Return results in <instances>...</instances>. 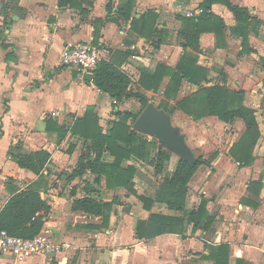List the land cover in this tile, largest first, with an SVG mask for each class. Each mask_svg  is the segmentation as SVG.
Returning <instances> with one entry per match:
<instances>
[{"label": "crops", "instance_id": "1", "mask_svg": "<svg viewBox=\"0 0 264 264\" xmlns=\"http://www.w3.org/2000/svg\"><path fill=\"white\" fill-rule=\"evenodd\" d=\"M73 1L59 7L57 0H0V210L15 188L24 190L38 178L9 157V147L20 141L25 151L46 150L50 159L42 174L47 181L39 192L50 208L43 217L42 229H51V236L57 242L72 243L70 248L51 257L34 255L17 261L12 256H3L0 264H214L209 256L210 246L222 244L229 248L227 264H237L238 259L242 264H264V68L260 60L264 57V5L260 2L264 0H229L247 8L262 21L259 34L249 30L245 44L243 36L231 30L237 25L233 13L227 6L214 3L210 12L223 20L224 27L215 33L207 30L208 23H203L197 48L186 49L180 45L183 40L178 38V31L184 25L183 18L200 17L199 3L203 0H113L109 11L105 8L108 0ZM125 4L130 5L128 20L116 14ZM148 11L157 15L155 19L149 18L148 28L142 27V22L131 25L132 19H140ZM9 16L13 17L10 25L4 24ZM153 23L158 29L154 36L161 41L157 47L143 34L150 31ZM79 41L105 47L106 59L128 74L132 88L136 87L142 68L153 70L159 64L174 68L182 54L188 52L195 56V64L206 71L203 87L222 85L243 92L242 104L254 110L260 130L252 149L253 160L248 164L240 163L230 153L245 130L242 119L225 122L216 115H205L195 120L179 109L169 112L158 107L165 99L163 92L170 81L167 75L163 76L157 92L144 91L149 98L145 107L163 110L171 135L189 155L182 156L158 137L144 133L134 121L132 129L152 141L151 155L165 149L171 157L162 173H155L151 165L135 156L122 161L123 167L133 165L136 169L133 182L137 193L154 198L158 186L172 173L179 159L211 158L209 165L201 164L197 168L188 182L185 197L186 209L196 210L202 201L205 203L206 213L212 217L207 230L187 222L184 232L140 238L136 235L139 220H147L153 213L181 217L183 212L169 209L161 202L145 209L125 188H107L104 176L99 184L93 183L95 175L88 170L82 178L71 179L70 184L63 186L50 179L56 174L55 168L65 165L74 168L88 146L83 138L69 131L88 106L94 107L105 131L117 111L133 109L126 107L129 99L136 101L128 98L113 104L112 98L86 80L89 72L79 74L75 68L60 63L63 46ZM50 51L55 52L54 59ZM199 88L183 79L177 99ZM151 96L157 100L150 99ZM134 101L132 105L136 104ZM167 102L172 105L175 100ZM233 126L235 130L224 136L228 139L225 145L219 143L207 154L199 151L202 144L191 145L189 128L229 130ZM60 127L64 131L61 138ZM102 160L113 162L114 157L105 152ZM145 167H150L157 177L153 185L137 184ZM85 181L93 183L92 196L96 199H117L106 227H93L100 225V216L71 209L73 199L84 194ZM252 182L260 186H252Z\"/></svg>", "mask_w": 264, "mask_h": 264}, {"label": "trees", "instance_id": "2", "mask_svg": "<svg viewBox=\"0 0 264 264\" xmlns=\"http://www.w3.org/2000/svg\"><path fill=\"white\" fill-rule=\"evenodd\" d=\"M72 1L57 0V3L59 7H63L67 4H73L74 1ZM112 3L113 0H108L105 7L107 11L111 9ZM214 3L227 6L233 13L237 25L231 27V30L243 36L244 44L249 30L257 35L259 34L262 21L252 16L247 8L236 5L229 0H203L199 3L202 10L199 18H183L184 25L178 31V38L183 40L180 45L184 49L188 47L197 48L199 34L203 32V23H208L207 28L209 29L207 30L215 33H219L224 27L223 20L210 12V7ZM116 14L128 20L130 5L125 4L119 7ZM151 17L155 19L157 15L153 11H148L140 19H132L131 25L135 26V24L142 22V27L146 25V28H148L147 21ZM157 31L158 29L153 23L149 32H142L146 38L153 40L152 43L155 47L161 42L156 40L154 36ZM95 35L97 37V31H95ZM93 44L96 45L94 42ZM96 46L100 45L97 44ZM8 55L9 53L6 54V58ZM260 60L264 68V57H261ZM195 63V56L184 52L174 68L162 64L157 65L153 70L142 68L136 87L132 88V81L127 73L107 59L100 61L89 71L86 80L117 103L128 98H134L140 104L139 109L117 111L116 118L108 123L107 129L104 131L99 123V117L94 113V107L88 106L83 116L76 118L69 127L72 134L78 135L88 143L85 151L79 155L77 163L69 175L70 179L82 178L88 170L95 175L93 183L99 184L100 178L104 176L107 188H125L143 203L145 209H149L154 202H161L165 203L169 209L183 212L181 217L153 213L147 220H139L136 226V235L140 238H150L166 232H184L187 222H194L195 226L198 225L204 230H207L212 223V217L207 215L203 201L196 210L186 209L185 207L188 182L201 164H210L211 158L208 160L199 157L195 161L179 159L172 173L166 175L163 182L158 186L154 198L138 194L133 182L135 167L133 165L122 166L124 159L135 156L151 165L155 173H162L165 163L171 157L170 152L165 149L151 155L152 141L132 129L133 122L149 100L144 91L157 92L163 76H169L170 81L163 92L165 99L158 104V107H163L169 112L179 109L195 120L205 115H216L225 122H231L235 118L242 119L245 130L238 142L230 148V153L242 164H248L253 160L252 149L260 136L254 110L242 104L243 92L240 90L228 89L222 85L203 87L201 84L203 80H206V71ZM183 79L200 86V88L189 96L177 99ZM169 99L175 100V103L169 105L167 102ZM63 135L64 131L60 127L59 137L61 138ZM90 152L93 155H90ZM105 152L114 157L113 162L102 160V155ZM8 155L19 167L30 170L38 178L24 190L16 188L13 190L12 196L0 210V231L4 230L11 235L25 238L32 237L43 228V217L47 216L46 214L50 208L39 192L41 187L45 188L43 183L47 181L42 174V170L49 162L50 153L46 150L25 151L19 141L9 147ZM93 183L85 181L84 194L73 199L71 209L88 216H100V225H93V227H106L111 208L117 202V199H96L92 196V192L95 190L92 186ZM251 185L260 186L259 183L255 182H252ZM210 249L209 256L214 260V264L228 263L229 248L227 245L210 246ZM242 263L243 261L237 260V264Z\"/></svg>", "mask_w": 264, "mask_h": 264}, {"label": "built area", "instance_id": "3", "mask_svg": "<svg viewBox=\"0 0 264 264\" xmlns=\"http://www.w3.org/2000/svg\"><path fill=\"white\" fill-rule=\"evenodd\" d=\"M199 12L202 10L199 9ZM107 49L96 46L90 41L66 43L59 54L60 63L76 69L79 74L92 70L100 61L105 60ZM113 104L117 102L112 101ZM49 228L41 229L32 237L11 235L4 230L0 231V259L3 256H12L17 261L34 256H54L72 246L68 241H55Z\"/></svg>", "mask_w": 264, "mask_h": 264}, {"label": "rangeland", "instance_id": "4", "mask_svg": "<svg viewBox=\"0 0 264 264\" xmlns=\"http://www.w3.org/2000/svg\"><path fill=\"white\" fill-rule=\"evenodd\" d=\"M260 4L264 5L263 2H260ZM2 26L5 27V25H2ZM54 53L55 52H53V51L51 52L50 51L51 59L55 58V54ZM262 93H263V96H264V92H262ZM150 99L157 100V98L155 96H151ZM129 101L130 102H128L127 105H126L127 108H129V107L133 108V109H138L139 108L138 102H136V101H134L132 99H129ZM132 101H134V103H136V104L132 105L131 104V103H133ZM235 128H236V126L231 127L229 130L224 129L223 127L222 128L221 127L220 128L214 127V128H211V129H203V130L189 128L188 131L191 133V136L193 138L192 139V143L193 144H191V145H193L192 147H195L194 145L202 144L203 147L200 146L199 147V151L204 152L205 154H207L214 147L219 145V143H221L220 144L221 146L225 145V143L228 141V139L225 138L224 136H228L229 132L230 131L232 132L231 129L235 130ZM262 130H264V129H262ZM219 135L221 136L220 138H219ZM78 150L80 151V146L79 145H78ZM72 168H73V165H65L63 168H60V169L55 168V170H56L55 173L56 174L54 175V177H50V179L53 180V181H57L59 183V185H61V186L70 184L69 182H70L71 179L67 178L66 176H67V174L70 172V170ZM156 179H157V177L152 172V169L150 167H145L144 173H142L139 176V179L137 180V184H139L140 186H142L145 183H150L151 185H153V182ZM149 180H150V182H148ZM79 187L81 188L83 186L80 185ZM68 198L70 199L71 195H69Z\"/></svg>", "mask_w": 264, "mask_h": 264}, {"label": "water", "instance_id": "5", "mask_svg": "<svg viewBox=\"0 0 264 264\" xmlns=\"http://www.w3.org/2000/svg\"><path fill=\"white\" fill-rule=\"evenodd\" d=\"M13 17L9 16L6 19V24L10 25ZM135 125L144 133L156 136L161 142L182 156H188L189 153L181 142L171 135V129L168 125L167 118L163 110L150 109L145 107L135 120Z\"/></svg>", "mask_w": 264, "mask_h": 264}]
</instances>
